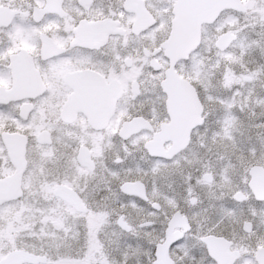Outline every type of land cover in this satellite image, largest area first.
<instances>
[{"label": "snow or ice", "instance_id": "snow-or-ice-1", "mask_svg": "<svg viewBox=\"0 0 264 264\" xmlns=\"http://www.w3.org/2000/svg\"><path fill=\"white\" fill-rule=\"evenodd\" d=\"M0 264H264V0H0Z\"/></svg>", "mask_w": 264, "mask_h": 264}]
</instances>
